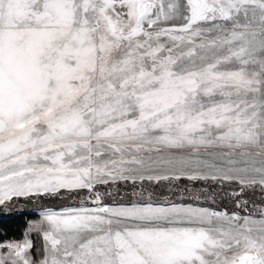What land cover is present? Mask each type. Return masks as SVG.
<instances>
[{
	"label": "snow or ice",
	"instance_id": "obj_1",
	"mask_svg": "<svg viewBox=\"0 0 264 264\" xmlns=\"http://www.w3.org/2000/svg\"><path fill=\"white\" fill-rule=\"evenodd\" d=\"M182 179L233 210L114 187ZM18 208L36 218L0 264H264V0H0V214Z\"/></svg>",
	"mask_w": 264,
	"mask_h": 264
},
{
	"label": "rangeland",
	"instance_id": "obj_2",
	"mask_svg": "<svg viewBox=\"0 0 264 264\" xmlns=\"http://www.w3.org/2000/svg\"><path fill=\"white\" fill-rule=\"evenodd\" d=\"M176 182L177 181L163 183L162 185H159V187L156 189L157 191L153 190L151 192H153L154 197L155 196H159L161 198L168 197L177 203L200 204L201 206H211V207L220 208L221 210H223L225 208L229 211L233 210V205L230 202H228L227 200L217 201L216 204H210V202H207V201L198 202L192 198L195 194L199 193L205 187H208L211 190L213 185H212V182H210V181L209 182L199 181L201 184H196V185H191L190 182H188V184L181 185L177 190H176V188L173 189V187H172L175 185ZM128 183H130V182H128ZM150 184H154V183H150ZM144 187L145 186H143L142 189L139 188V190H138L137 188H132V187L124 186V185L123 186H120V185L117 186L118 193H119V195L117 197L118 202L127 203L128 201L132 200L133 199L132 192L134 190L136 192H140L143 190L145 192V196H146L150 190L146 189ZM189 189L191 190V192H189ZM181 196H183L184 199L181 200L180 199ZM120 197H123L124 199L120 200ZM136 199H139V197H136ZM256 199H257V201H259L258 196L256 197ZM105 202L111 204L112 200H111V198H108V199H106ZM46 204H47V206H50V207H53V208L59 210L60 208H63V207L78 206L79 200L78 199H70V200H64V201H47ZM39 206L40 205H38V204H32V203L25 204V203H23V199L21 198L20 208L27 209V212H31L32 209L38 208ZM17 211L20 212V209L18 208ZM1 218H2V216H1ZM35 218L36 217H34L32 219H35ZM32 239L33 240L37 239L39 241V239L34 235L32 236Z\"/></svg>",
	"mask_w": 264,
	"mask_h": 264
},
{
	"label": "trees",
	"instance_id": "obj_3",
	"mask_svg": "<svg viewBox=\"0 0 264 264\" xmlns=\"http://www.w3.org/2000/svg\"><path fill=\"white\" fill-rule=\"evenodd\" d=\"M189 181L186 180H180L175 183V185H178V188L183 184H188ZM163 183L159 184H150L147 182H143L144 188L149 189L150 191L156 190L159 185H162ZM191 185L201 184L199 181L190 182ZM120 186H128L132 188H139L142 189L140 182H138L135 186L131 183H119ZM117 185V186H119ZM114 186V187H117ZM176 188V190L178 189ZM157 191V190H156ZM2 218L0 217V240H21L23 238V233L26 229L27 223L34 218L35 216L29 215L27 213L21 214V212H18L17 210L11 214H0ZM37 247H39L40 242L37 239H34Z\"/></svg>",
	"mask_w": 264,
	"mask_h": 264
},
{
	"label": "crops",
	"instance_id": "obj_4",
	"mask_svg": "<svg viewBox=\"0 0 264 264\" xmlns=\"http://www.w3.org/2000/svg\"><path fill=\"white\" fill-rule=\"evenodd\" d=\"M182 180H186V179H182ZM186 181H188V180H186ZM144 182L153 183V182H149V181H144ZM167 182H169V181H161L160 183H167ZM189 182H195V181H189ZM154 184H156V183H154ZM214 208H216V207H214Z\"/></svg>",
	"mask_w": 264,
	"mask_h": 264
},
{
	"label": "built area",
	"instance_id": "obj_5",
	"mask_svg": "<svg viewBox=\"0 0 264 264\" xmlns=\"http://www.w3.org/2000/svg\"><path fill=\"white\" fill-rule=\"evenodd\" d=\"M0 217H1V215H0Z\"/></svg>",
	"mask_w": 264,
	"mask_h": 264
}]
</instances>
